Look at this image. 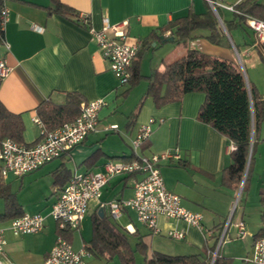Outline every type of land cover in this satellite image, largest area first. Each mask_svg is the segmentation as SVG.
<instances>
[{"label":"crops","instance_id":"0c3cea01","mask_svg":"<svg viewBox=\"0 0 264 264\" xmlns=\"http://www.w3.org/2000/svg\"><path fill=\"white\" fill-rule=\"evenodd\" d=\"M60 1L78 13H86L89 26L96 29L105 22L113 24L127 20L125 31L129 43L140 45L149 35V46L143 49L138 61V70L144 76L152 69L163 70L166 64L185 55L191 48L189 40L175 41L169 29L162 31L161 28L190 9L200 13L206 8V0H202V5L195 0ZM4 4L8 19L2 26L0 58L4 59L9 71L0 79V101L11 112L20 114L24 125L23 143L35 142L40 137L35 108L44 99L63 103L68 92H76L81 101L102 97L105 104L98 112L96 130L89 132L68 153L22 176L11 172L2 176L22 214L41 213L44 221L36 232L13 234L9 228L13 217L0 219L5 239L0 264H41L59 233L68 239L73 249H80L91 238L94 214L107 216L116 223L126 232L132 248L139 239L143 241L145 255L136 251L135 264H144V257H150L152 251L172 255L205 253L217 228L225 226L237 188L222 177L224 168L231 163L232 141L210 124L197 119L204 93L186 92L180 100L155 106L151 97L145 96L147 80L141 78L131 87L129 83L120 84L88 27L69 15L54 11L51 0H4ZM224 16L230 18L231 12ZM163 36L167 39L162 40ZM191 40L196 42L197 49L212 56L235 60L233 50L237 49L232 38L229 40L231 47L210 43L204 37ZM149 118H153L149 123V135L134 150L131 139ZM165 151H176L179 158L159 163L164 184L180 196L184 207L202 214L203 229L182 220L159 216L160 232L152 233L138 222L130 208L124 209L116 219L110 217L107 207L102 208V215H99L100 207L95 200L89 202L78 228L58 229L50 210L73 171H100L108 160H128L141 154ZM140 177L139 173L113 175L101 187L100 199L130 197L133 183ZM13 178H20L15 189L11 187ZM245 190L243 202L238 211L235 208L219 247L222 261L228 264H258L242 258L251 255L254 235L264 228V203L260 201V194L264 192V122L255 134ZM3 210L4 204L0 213ZM238 218L245 223L247 233L243 237L238 236L234 225ZM171 228L183 230L185 236L181 239L166 236L165 232ZM204 229L210 232L205 233ZM129 237L134 238L133 243ZM84 264L123 263L116 256L105 259L91 255L85 258Z\"/></svg>","mask_w":264,"mask_h":264},{"label":"trees","instance_id":"16d2710c","mask_svg":"<svg viewBox=\"0 0 264 264\" xmlns=\"http://www.w3.org/2000/svg\"><path fill=\"white\" fill-rule=\"evenodd\" d=\"M53 10L72 17L82 24L78 12L60 0H51ZM4 0H0V10ZM203 12L190 9L185 15L168 22L162 29L170 30L173 39L178 42H187L198 37H204L210 43L231 47L230 41L224 33L223 27L228 31L230 27L238 25L247 26L245 19L248 15L264 19V0H241L234 5L231 17L222 16L216 6L222 25L208 5ZM88 27V26H86ZM248 27V26H247ZM205 32H199L198 30ZM2 29L0 24V41ZM167 37H162V40ZM149 35L142 39L130 65L129 86L136 84L141 78L147 80L145 96H150L155 106L167 102L180 100L182 95L190 91H201L204 100L197 111V119L210 124L218 132L232 141L234 148L231 150V163L223 170V180L233 183L238 188L241 182L247 158L250 154L249 169L252 159V150L256 131L264 122V93H260L256 86L246 80V77L236 60L215 57L200 49L188 48L185 55L165 65L159 71L152 69L150 74L144 76L138 70V61L145 47L149 46ZM259 57L264 61V43L253 42ZM237 51L239 44L234 43ZM81 97L76 92H68L63 103H54L49 99L42 100L35 108L37 117L46 130H51L60 124L72 120L80 110ZM142 101L140 100V103ZM24 125L19 113L8 110L0 101V141L10 137L18 142H23ZM131 158H128V160ZM70 176V175H69ZM69 178V177H68ZM247 177L242 190L247 184ZM0 196L4 199V210L0 219L15 217L22 214L13 194L9 191L8 184L2 179L0 173ZM260 201L264 203V192L260 194ZM235 211V209H234ZM233 211V212H234ZM233 213L231 215V218ZM221 228L213 236L211 245H207L205 253L167 254L152 251L150 257H144V264H208L211 254L217 244ZM91 238L84 247L91 255L111 259L116 256L123 264H135L134 253L139 251L145 255L146 246L141 239L132 248L126 232L107 216L92 217ZM264 235L261 228L254 238ZM212 264H228L222 261L217 251Z\"/></svg>","mask_w":264,"mask_h":264},{"label":"built area","instance_id":"2783aa9c","mask_svg":"<svg viewBox=\"0 0 264 264\" xmlns=\"http://www.w3.org/2000/svg\"><path fill=\"white\" fill-rule=\"evenodd\" d=\"M210 7L216 9L219 5L233 11L234 5L241 0H233L231 3H216L214 0H206ZM79 21L88 26L89 32L98 44L102 55L107 58L109 68L120 84H125L130 78V65L136 54L139 43L126 41L125 27L127 20L113 24L105 22L101 28L89 26L88 15L78 13ZM8 19V9L3 3L0 10L1 29ZM245 24L252 30L255 42L264 43V19L248 15ZM41 29L40 26L37 27ZM191 48L197 49L194 40H189ZM9 71L3 58H0V79ZM105 104L102 97L81 101L79 113L70 121L46 130L39 118L35 120L40 126V137L32 143L18 142L10 137H4L0 141V173L5 176L11 172L16 176L33 171L44 163L68 153L79 144L85 136L98 125V112ZM161 120V119H160ZM149 118L147 123L141 124L135 136L131 139V147L135 150L148 137ZM112 127H115L113 125ZM233 149V143L230 145ZM176 151H165L150 155H137L129 160H108L100 171H73L65 185L59 190L53 203L50 214L57 223L60 231L68 228H78L80 222L87 213L89 202L95 200L100 208L107 207L110 217L118 218L126 208L135 212L138 222L143 224L152 233H159L157 224L159 216L175 218L185 223L203 229L202 214L191 211L181 204L180 196L168 190L159 171V163L171 159H178ZM139 173L141 177L133 183V193L128 198L101 200V187L115 174ZM228 216L225 226L220 230L217 244L214 250H208L211 254L209 264L213 263L231 222V215L236 208L235 204ZM44 215L41 213H23L11 218L9 228L13 234L30 233L40 230L43 226ZM234 225L239 237L246 235L244 220L238 218ZM205 233L210 231L204 229ZM166 236L181 239L185 236L181 229L171 228L165 232ZM5 239L0 227V252ZM91 256V252L82 246L75 250L64 235L59 233L54 244L46 254L41 264H84L85 258ZM244 261H252L264 264V235L254 238L250 256L242 258Z\"/></svg>","mask_w":264,"mask_h":264},{"label":"rangeland","instance_id":"374dc122","mask_svg":"<svg viewBox=\"0 0 264 264\" xmlns=\"http://www.w3.org/2000/svg\"><path fill=\"white\" fill-rule=\"evenodd\" d=\"M195 1L197 3L201 2V5H202V0H195ZM214 1L218 4V3H231L233 0H214ZM216 6L219 9V12L222 16H224L225 14L230 15L231 11H228L227 9H225L219 5H216ZM198 31L202 32V33L205 32L202 29H200ZM229 34H230L232 40L234 41V43L239 44L238 51L233 50V54H234L233 56H234L236 62L238 63V65L240 66V68L242 69L246 79L248 81L252 82L253 84H255V86L257 87V89L260 93H264V61L261 60V58L259 57L255 48L251 45V43L254 40V34H253L252 30L245 25L244 26L238 25L235 27H230L229 28ZM180 45H181V43H180ZM244 48H246V49L244 50ZM248 169H249V165H248ZM248 169L246 172L245 179H246V177L247 178L249 177ZM247 181H248V179H247ZM244 182H245V180H244ZM19 183H20V178H13L11 180V187L13 189H15L19 185ZM239 186H240V183H239L238 188H237L236 196L238 195ZM28 188H29V186H27L25 184V189H28ZM244 195H246V190L241 189V191L237 197V202L235 204L237 211L243 202ZM236 196L234 197L235 199H236ZM3 204H4V201L2 198H0V209H2ZM129 238L131 239V241L133 243L134 238L133 237H129ZM167 239L169 241H171L170 238H167ZM140 257H141L140 255L136 256L137 259H140Z\"/></svg>","mask_w":264,"mask_h":264},{"label":"water","instance_id":"95a60500","mask_svg":"<svg viewBox=\"0 0 264 264\" xmlns=\"http://www.w3.org/2000/svg\"><path fill=\"white\" fill-rule=\"evenodd\" d=\"M211 9H212V11L214 12V14L216 15L217 19L219 20V22H220L221 25H222V21H221L219 15H218V13H217V10H216L215 8H213V7H211ZM223 29H224V32H225L227 38L231 41V38H230V36H229L227 30H226L225 28H223ZM246 80H247V79H246ZM249 161H250V154H249V156H248V158H247V162H246L245 170H244V173H243V176H242V179H241V182H240V186H239L238 195H239V193H240V191H241V189H242V186H243V183H244V180H245V176H246V172H247V169H248ZM238 195L236 196V198L238 197ZM99 215H102V208L99 209Z\"/></svg>","mask_w":264,"mask_h":264}]
</instances>
